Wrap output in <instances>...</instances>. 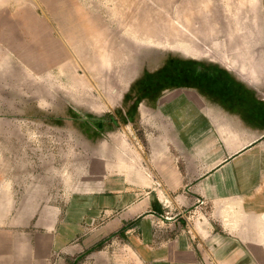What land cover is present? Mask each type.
I'll list each match as a JSON object with an SVG mask.
<instances>
[{"label":"rangeland","instance_id":"rangeland-1","mask_svg":"<svg viewBox=\"0 0 264 264\" xmlns=\"http://www.w3.org/2000/svg\"><path fill=\"white\" fill-rule=\"evenodd\" d=\"M209 67L264 91V0H0V215L116 175L104 153L147 142L144 101Z\"/></svg>","mask_w":264,"mask_h":264},{"label":"crops","instance_id":"crops-1","mask_svg":"<svg viewBox=\"0 0 264 264\" xmlns=\"http://www.w3.org/2000/svg\"><path fill=\"white\" fill-rule=\"evenodd\" d=\"M197 71L144 101L143 151L104 153L116 175L0 215V264H264V91L251 71Z\"/></svg>","mask_w":264,"mask_h":264}]
</instances>
